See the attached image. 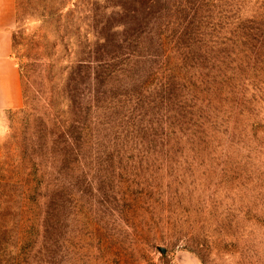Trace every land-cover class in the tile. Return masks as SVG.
I'll return each mask as SVG.
<instances>
[{
	"label": "rangeland",
	"instance_id": "1",
	"mask_svg": "<svg viewBox=\"0 0 264 264\" xmlns=\"http://www.w3.org/2000/svg\"><path fill=\"white\" fill-rule=\"evenodd\" d=\"M208 2L17 0L24 103L0 114V264H264V134L221 104L204 136L190 127L210 100L192 82L216 61L233 73L216 95L254 101L264 126V16L234 58L208 35ZM224 2L222 27L245 26L243 1Z\"/></svg>",
	"mask_w": 264,
	"mask_h": 264
},
{
	"label": "trees",
	"instance_id": "2",
	"mask_svg": "<svg viewBox=\"0 0 264 264\" xmlns=\"http://www.w3.org/2000/svg\"><path fill=\"white\" fill-rule=\"evenodd\" d=\"M212 7H215V14H212V17L215 19L214 21H212V25H211V29L208 32L209 36H212V41H214L217 46H218V52L221 51L223 52V47L221 44H225L227 45L228 43H230L227 46H229V50L228 54L230 56H233L234 58L238 57L239 55H251L254 51V45H248V46H240V47H233V43L234 41H236L237 43L243 45L244 41L248 40V37L251 35V32L249 31L250 29H255V27H253L251 22H255V24L258 22L257 20L261 19L264 16V0H242L244 3V6L246 7V9L243 7V12L241 11L242 9L238 10V15L239 17H241L240 14L242 13H247L250 15V17H246L247 21L245 23V26L242 25H236L235 28L231 29L230 27H222V25H224L225 23H228L231 21V14H227L229 12V9L226 11V9L224 10L223 8L221 9L223 11V13L220 12V8H219V2H221L224 6L225 2L224 0H208ZM231 1V0H230ZM230 5H232V2H228ZM262 10V11H261ZM245 14V15H247ZM263 14V15H261ZM252 25V26H251ZM264 24H261L259 26H257V29H263ZM220 27V30H216L217 28ZM263 32V30H262ZM222 48V49H221ZM257 57H255V61L257 63V65L253 68V74H254V80H261L262 78L257 77L256 76L259 74V72L262 70L264 71V59L259 60ZM258 61V62H257ZM122 62V61H121ZM217 64L216 66H212L213 71H215V73H212V79H204L201 77V84L200 83H194L193 84H198L197 88H201L204 90V92H207V98L210 99L209 101H205L206 97L204 98V101H196L194 104L200 103V110L198 112V114H196L197 108L194 111L196 117L194 118V122L192 123V125L190 126L191 128H193L195 131L197 132H201L204 136V134L206 133L207 130H212L213 129V125L204 120L203 114L204 112L209 116V118H214V112L212 109H208L205 110L206 104H221V108L224 109V111L228 112V116H235V115H239V118H244L246 119L245 121L248 122V127L250 132H252V134H257L259 132H261L262 134H264V126H259V122L261 119L260 113L256 110V112L253 111V106L254 105V101H228L227 100V96L224 97L222 94L225 91V88L220 92V95H222V98L217 96L216 93L214 92L213 88H212V82L213 79L216 77H221V79H223L225 81V85L226 86H230V79H232V74L230 73V70H226L225 67H223V64H221L219 61H216ZM110 62L108 63V67H110ZM116 63L113 64V69L112 71L115 72L116 69L118 67H116ZM234 72V71H233ZM189 73V72H188ZM112 74V73H111ZM222 74V75H221ZM228 75V77H226ZM226 77V78H225ZM195 81H199V80H195ZM191 82V80H190ZM221 90V89H220ZM256 95V94H254ZM257 96V95H256ZM217 99L221 100V101H217ZM216 100V101H215ZM256 109V108H255ZM256 117L257 120H255L252 124L250 122V117ZM237 119V118H236ZM208 122V128L206 127V124ZM91 129V125H83L82 130H85L86 132H89ZM91 132V131H90ZM174 133V132H173ZM194 136H189L186 141L187 143H192V144H196L197 146H200L203 143L202 147H206L208 145V142L212 141L210 139H190ZM261 138L264 137L263 135L260 136ZM207 140V141H206ZM217 141V140H216ZM31 174H33L36 178H38V181H41V173L38 171V164L36 165V163L33 164L32 167V171L30 172ZM39 173V174H38ZM209 238H204V240H208ZM114 252V251H113ZM119 253H116V256H118ZM115 256V254H114ZM115 258V257H114Z\"/></svg>",
	"mask_w": 264,
	"mask_h": 264
},
{
	"label": "crops",
	"instance_id": "3",
	"mask_svg": "<svg viewBox=\"0 0 264 264\" xmlns=\"http://www.w3.org/2000/svg\"><path fill=\"white\" fill-rule=\"evenodd\" d=\"M17 0H0V114L24 103L21 70L13 56Z\"/></svg>",
	"mask_w": 264,
	"mask_h": 264
}]
</instances>
